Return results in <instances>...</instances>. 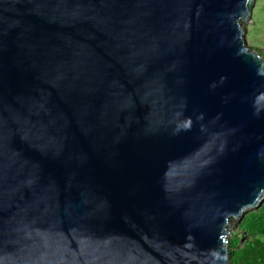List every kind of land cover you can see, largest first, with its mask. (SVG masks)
Segmentation results:
<instances>
[{
    "label": "water",
    "instance_id": "water-1",
    "mask_svg": "<svg viewBox=\"0 0 264 264\" xmlns=\"http://www.w3.org/2000/svg\"><path fill=\"white\" fill-rule=\"evenodd\" d=\"M255 0H0V264H233L264 203Z\"/></svg>",
    "mask_w": 264,
    "mask_h": 264
},
{
    "label": "trees",
    "instance_id": "trees-1",
    "mask_svg": "<svg viewBox=\"0 0 264 264\" xmlns=\"http://www.w3.org/2000/svg\"><path fill=\"white\" fill-rule=\"evenodd\" d=\"M242 229L249 233H260L263 239L246 240L239 248L240 238L230 239V261L233 264H264V204L258 212H252L244 220Z\"/></svg>",
    "mask_w": 264,
    "mask_h": 264
},
{
    "label": "rangeland",
    "instance_id": "rangeland-1",
    "mask_svg": "<svg viewBox=\"0 0 264 264\" xmlns=\"http://www.w3.org/2000/svg\"><path fill=\"white\" fill-rule=\"evenodd\" d=\"M250 22L251 23L243 24L244 28H246L245 39L247 45L264 58V0H255ZM262 206L247 212L245 216L239 220V223L233 227L232 235L240 238L239 248L244 245L246 240L263 239V235L260 233H249L242 229L243 222L248 215L252 212H258Z\"/></svg>",
    "mask_w": 264,
    "mask_h": 264
}]
</instances>
